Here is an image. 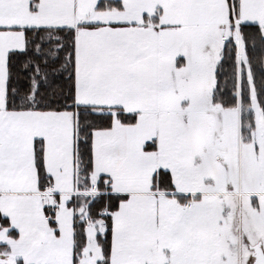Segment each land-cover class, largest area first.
<instances>
[{
	"label": "snow or ice",
	"instance_id": "1",
	"mask_svg": "<svg viewBox=\"0 0 264 264\" xmlns=\"http://www.w3.org/2000/svg\"><path fill=\"white\" fill-rule=\"evenodd\" d=\"M0 264H264V0H0Z\"/></svg>",
	"mask_w": 264,
	"mask_h": 264
}]
</instances>
